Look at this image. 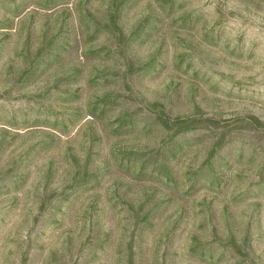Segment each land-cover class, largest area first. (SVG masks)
Instances as JSON below:
<instances>
[{
    "label": "rangeland",
    "instance_id": "1",
    "mask_svg": "<svg viewBox=\"0 0 264 264\" xmlns=\"http://www.w3.org/2000/svg\"><path fill=\"white\" fill-rule=\"evenodd\" d=\"M0 264H264V0H0Z\"/></svg>",
    "mask_w": 264,
    "mask_h": 264
}]
</instances>
